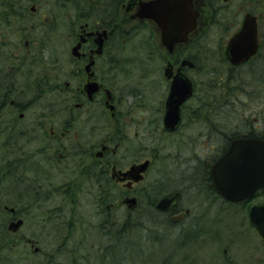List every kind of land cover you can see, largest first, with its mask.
<instances>
[{
  "label": "flooded vegetation",
  "instance_id": "af4514ba",
  "mask_svg": "<svg viewBox=\"0 0 264 264\" xmlns=\"http://www.w3.org/2000/svg\"><path fill=\"white\" fill-rule=\"evenodd\" d=\"M111 1L84 0V11H81L83 0H0V212L7 215V219H2L0 223V264H3L1 254L9 242L11 248L25 247L33 257L41 256L42 264H66L67 256L71 257L69 264H97L94 255L87 257L82 251H93L99 241L114 243L129 238L127 223L118 221L119 229H116L112 225L113 220H108L109 217L114 218L117 207L126 211V217L141 209L140 214L151 217L155 228H162L163 223L170 227L178 225L188 220L194 209L179 205L180 191L161 197L157 202H140L146 198L149 190L155 194L162 191L161 180L150 178L159 155V146L148 147L146 140L156 142L175 136L183 121L174 131L165 128V98L162 126L126 125L123 116L128 117L127 113L130 112L126 113L121 108L117 93L108 84L117 61L114 54L117 36L120 31L123 35L130 31L125 30L123 11L130 21L144 24L154 33L162 36V30L154 19L145 17L148 8L149 11L157 9L152 4L157 0H128L127 3L118 0V7L111 6ZM226 1L193 0L195 9L200 13L194 32H200L202 10L209 14V20L205 22V27H208L211 18L220 15ZM237 1L239 5L234 14L241 17V21L232 35L227 37V43L241 28L245 15L250 13L257 23L259 44L252 58L236 66L225 58L227 43L224 45L221 62L239 69L249 66L259 56L264 60V0ZM56 6H59L58 11L54 10ZM57 31L61 40L65 35L61 43L64 49L66 44H71L68 60L71 66H67L65 59L59 62L54 59L50 69L57 79L65 81L60 85H50L56 81L54 75L50 77L41 71L33 76L32 72L35 59L39 56H36L35 50L47 46ZM12 32H15L13 36L10 35ZM13 37L20 46L23 45L21 51L25 52L19 51L11 61L6 59L1 46H9ZM100 38L103 43L99 52ZM190 39L186 44L176 45L173 53L169 54L164 70L170 63L173 76L168 78L163 72L169 85L168 94L179 70L192 82L193 95L181 106V120L183 112L200 93L198 84L188 74L197 65L190 58H177L180 48L191 45L193 34ZM185 59L193 62L194 67H182ZM48 60L51 61V58ZM56 62L58 68H54ZM16 64V70H4L5 65H12V68ZM247 76L253 78L255 71L251 69ZM261 77L264 78V74ZM88 83L98 84V90L89 94L85 89ZM50 94L55 101H50ZM36 99L48 114L25 123L28 110L35 109ZM54 103L59 105L60 110L53 114L58 118H52L49 114V108H53ZM97 116H100L99 121L105 119L104 124H98ZM29 118L33 119L31 116ZM50 121L56 122L49 126L50 137L46 138L45 126ZM255 123L262 126V120L258 117ZM36 126L43 127L41 133H34ZM256 126L253 128L257 129ZM206 127L209 131V126ZM200 136L210 139L209 134L203 132ZM244 137L251 136L244 134L226 141L223 134L226 147L211 164L208 160L202 161L203 169L199 177L202 179L204 174L203 185L206 187L202 186L203 190L207 188L223 204L246 205L249 212L257 204L251 202L258 194L238 203L229 202L218 194L211 175L212 166L228 150L231 142ZM175 194L179 195L171 204L160 205L161 200ZM82 197L87 200L86 204H81ZM81 206L94 207L95 211L85 217L80 216V211L84 210ZM205 209V206L200 208L202 211ZM247 221L251 230L259 235L249 215ZM259 237L264 244L262 237ZM233 240L225 239L222 242L233 243ZM251 248L253 253L256 247ZM254 262L255 259L251 264Z\"/></svg>",
  "mask_w": 264,
  "mask_h": 264
},
{
  "label": "rangeland",
  "instance_id": "374dc122",
  "mask_svg": "<svg viewBox=\"0 0 264 264\" xmlns=\"http://www.w3.org/2000/svg\"><path fill=\"white\" fill-rule=\"evenodd\" d=\"M123 1L127 3L128 0ZM113 2L119 3L118 0ZM238 5L237 0L224 2L222 12L219 16H215V19L211 18L208 27H205V22H208L209 14L202 10L203 18L199 36L193 35L191 45L180 48L177 55L179 59L181 57L195 59L197 67L195 70H189L188 74L198 84L200 93L196 94V99L194 98L193 103L183 112L182 127L178 134L156 142L146 140L148 147L159 146V155L152 168L154 170H151L150 178L161 180L162 191L155 194L153 190H149L145 195L146 198L140 202H157L161 197L180 191L179 205L183 208L188 206L194 208L190 218L172 226L173 228L166 223L162 224V228H155L151 217L147 214L142 216L144 213L140 214L141 209L126 217V211L117 207L114 218L109 217L108 220H113L112 225L116 229H119L118 221L121 224L127 223L130 229L129 240L114 244L99 241L93 249L94 253L91 249L82 251L87 257L90 254L94 255L97 264H251L254 259V264H264V244L248 224V206L223 204V201L207 188L203 190L204 174L202 179L199 177L203 169L202 161L208 160L211 164L216 160L226 147L225 140L249 134L250 126H253L252 122L255 123L256 117L262 120V126H264V78L261 77L264 74V60H261L259 56L249 66L239 69L221 62L227 37L232 35L237 28L236 25L241 21V17L238 18L234 14L237 13L235 8ZM82 6L81 11H84L85 2ZM54 10L58 11L59 6H56ZM122 18L126 19L125 30L130 31L125 35L120 31V35L117 36L114 53L117 61L114 63L112 78L109 79L108 84L113 86L117 93L121 108L126 113L130 112L127 113L128 117L123 116L126 125L162 126L164 101L167 98L169 86L163 72L170 58L169 52L162 45L160 34L154 33L138 21H130L124 11ZM15 32L10 35L13 36ZM59 35L57 31L52 36L53 39L47 42V46L35 50L36 56L38 54L39 56L33 65V76L42 71L43 74L53 77L54 73L50 68L54 59L58 62L65 59L67 66H71L68 61L71 44L67 42L64 49L61 43L65 35L62 36V40ZM20 45L13 37L10 39L9 46H1L7 60L13 61L19 51L25 52L21 51L23 45ZM49 58L51 61L48 60ZM11 66L5 65L4 70L9 72L11 69L16 70L17 64L12 68ZM54 68H58L57 62ZM251 69L255 71V76L259 74L258 78L247 76ZM16 73L17 71L13 73L14 77ZM241 74L242 80L239 78ZM230 77L237 79L234 95L232 93L228 98L225 92H219L217 84L220 81L224 84L223 78H227L225 91H232V84L228 81ZM64 81L56 77V81L51 82L50 85L56 83L60 85ZM231 81L234 82V80ZM206 96L210 98L204 102L202 98ZM53 100L55 101L50 94V101ZM38 101V99L35 100L34 110H28L25 123H31L34 119H41L43 115L48 114L37 104ZM202 101L205 104L210 102L213 104L207 110L200 109ZM53 105V108H49V114L52 118H58L53 114H57L56 112L60 110L59 105L57 103ZM96 119L99 121L100 116ZM55 122L50 121L45 126L46 138L50 137L49 126L55 125ZM104 122L105 119L100 120L98 124H104ZM206 126H209L210 132L207 131ZM259 126H256L257 129ZM42 128L34 127V133H41ZM202 132L205 135L209 134L210 139H203L200 136ZM223 134H225V140H223ZM206 169L208 170L209 167ZM80 202L86 204L87 200L82 197ZM262 202H264V192L260 193L251 204ZM204 206L206 209L200 210ZM83 208L84 210L80 211L82 214L79 213L80 216L85 217L86 214L95 211L94 207L81 206V209ZM2 219H7V215L0 212V223ZM104 219L106 220L107 216ZM155 232L159 234L154 236ZM225 239L228 241L234 239L236 243L233 240V243L224 244L222 241ZM159 242L161 243L158 246ZM10 244L9 242L6 245L1 254L3 264H42L41 256L33 257L28 248L20 246L11 248ZM117 244L120 245L114 247ZM247 244L250 252L246 247ZM251 247H256L253 253ZM247 252H249L248 255ZM149 259L156 261L150 262ZM70 261L71 257L67 256L66 264Z\"/></svg>",
  "mask_w": 264,
  "mask_h": 264
},
{
  "label": "water",
  "instance_id": "95a60500",
  "mask_svg": "<svg viewBox=\"0 0 264 264\" xmlns=\"http://www.w3.org/2000/svg\"><path fill=\"white\" fill-rule=\"evenodd\" d=\"M152 4L157 9L149 11L148 8L145 17L160 24L161 43L171 54L176 45L188 42L189 34L197 27L200 13L194 8L193 0H157ZM99 41L100 52L103 40L100 38ZM258 46L257 23L252 14L248 13L241 28L228 41L224 56L236 66L253 57ZM183 66L194 67V63L185 59L182 61ZM164 75L168 78L173 76L170 63ZM85 89L89 94L95 93L98 84L88 83ZM192 95V82L179 70L173 78L166 100L164 126L167 130L174 131L180 125L181 106ZM211 175L216 191L224 199L240 202L252 198L264 188V140L252 137L234 139L228 150L212 166ZM175 198L177 195L164 198L160 205L171 204ZM249 219L264 239V203L250 208Z\"/></svg>",
  "mask_w": 264,
  "mask_h": 264
},
{
  "label": "trees",
  "instance_id": "16d2710c",
  "mask_svg": "<svg viewBox=\"0 0 264 264\" xmlns=\"http://www.w3.org/2000/svg\"><path fill=\"white\" fill-rule=\"evenodd\" d=\"M113 1H117V0H112L111 2H110V4H111V6H113L114 7V5L116 6L117 5V7H118V5H119V3H117V4H114V2ZM194 36H199V34H194ZM193 36V37H194ZM195 39V38H194ZM196 43V42H195ZM190 58V57H189ZM191 60H193V62L195 63V64H197L196 63V61H195V59L193 58V57H191L190 58ZM237 79V78H236ZM235 77H230L229 79H228V81L232 84V91H230V90H226L225 91V89H227V78H223V82H224V84H222V81H220L218 84H217V88H219L221 91H223V92H225V95L229 98V97H231V95H232V93H233V95H234V92H235ZM241 80H242V78H240ZM231 80H234V82L233 81H231ZM226 83V84H225ZM222 87V88H221ZM234 91V92H233ZM210 97H203V101L205 102V100L206 99H209ZM202 101V107L200 108V109H204V110H207L209 107H211V104H209V105H207V104H205L204 102ZM254 122H252V125L254 126ZM256 125V124H255ZM253 126H250V129H249V135L250 136H252V137H256V138H262V139H264V126H259L258 127V129H254L253 128Z\"/></svg>",
  "mask_w": 264,
  "mask_h": 264
},
{
  "label": "bare ground",
  "instance_id": "6f19581e",
  "mask_svg": "<svg viewBox=\"0 0 264 264\" xmlns=\"http://www.w3.org/2000/svg\"><path fill=\"white\" fill-rule=\"evenodd\" d=\"M239 78H242V77H239ZM175 195H177V197H178L179 194H175ZM175 195H174V196H175ZM174 196H172V197H174ZM172 197H171V198H172ZM168 198H169V197H168ZM176 199H177V198H175V200H176ZM175 200H174V201H175ZM158 234H159V233H156V235H154V234H153V235H154V236H157ZM154 236H153V239L155 240L156 238H155ZM122 240H127V239H126V238H124V239L122 238L120 241H116V242H117V243H121ZM128 240H129V238H128ZM116 242H114V243H116ZM114 243H112V244H114ZM152 243H155V242L152 241ZM160 243H161V242L158 243V246H159ZM112 244H111V245H112ZM156 244H157V243H156ZM118 245H120V244L114 245V247H117ZM149 261H150V262H155L156 260H155V261H152L151 259H149ZM116 264H117V263H116Z\"/></svg>",
  "mask_w": 264,
  "mask_h": 264
}]
</instances>
